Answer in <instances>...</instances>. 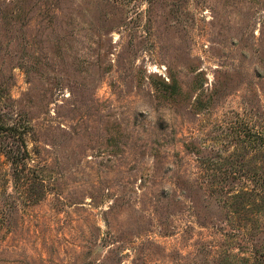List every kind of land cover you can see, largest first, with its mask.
<instances>
[{"label":"rangeland","instance_id":"1","mask_svg":"<svg viewBox=\"0 0 264 264\" xmlns=\"http://www.w3.org/2000/svg\"><path fill=\"white\" fill-rule=\"evenodd\" d=\"M0 264H264V0H0Z\"/></svg>","mask_w":264,"mask_h":264}]
</instances>
